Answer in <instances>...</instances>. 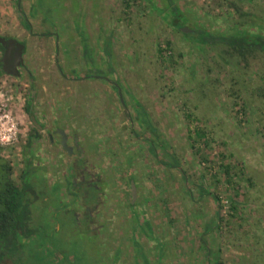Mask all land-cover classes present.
<instances>
[{"label":"rangeland","instance_id":"1","mask_svg":"<svg viewBox=\"0 0 264 264\" xmlns=\"http://www.w3.org/2000/svg\"><path fill=\"white\" fill-rule=\"evenodd\" d=\"M196 30L264 36V0H0V34L26 43L21 75H0L13 180L34 89L32 101L79 136L102 191L92 222L76 221L56 168L72 156L40 144L50 167L30 180L16 263L127 264L110 251L113 229L130 227L146 244L130 264H264V50L204 45Z\"/></svg>","mask_w":264,"mask_h":264},{"label":"flooded vegetation","instance_id":"2","mask_svg":"<svg viewBox=\"0 0 264 264\" xmlns=\"http://www.w3.org/2000/svg\"><path fill=\"white\" fill-rule=\"evenodd\" d=\"M3 36L15 37L11 35H3ZM15 38L18 42H21L23 44V48H22L23 59H22V63L18 66L20 73L16 75V76H20L22 73V69L25 67L24 53L26 50V43L20 38L17 37ZM15 47L16 44L12 46L11 51H14ZM5 48L6 47L2 45V49L0 50L1 51L0 60L3 56ZM8 61L11 62V58ZM1 66H2V61H1ZM93 71H96V69H93ZM91 74L93 76H101L94 72ZM28 75H31L30 71L28 72ZM87 76H90V74L84 75L83 77H87ZM113 84L116 85L115 82ZM29 85H33L32 80L29 81ZM34 97H35V93H34V89H32L31 98H29V100L26 102L25 105L28 107L27 114L31 121L32 132H30V137L25 141L22 148L23 151L24 150L27 151V154L29 155L28 160L30 161V163L27 165L25 160H23L20 175L26 169L31 171L30 174L31 179L34 178V175L36 176L39 174L42 175V173H38L37 171L46 170L50 167V165L48 164L44 156L46 153H44L43 150H41V148L39 147L40 144L44 145V143H46L49 146L55 143L58 144L67 155L72 156L69 163H63V162L56 163L57 166L56 168H58L60 171H63L62 178L59 179V182L64 181V183L67 186V189L73 192V197L70 196L67 202L73 203L74 206L76 207V209L70 207L74 219L80 222V217H83V219L87 223H91L96 207L98 206V203L101 201L100 193L102 191L99 185L101 181L96 176V173H94L92 169L88 167V162L84 157V149L82 148L79 136L76 135L75 132L69 131L64 126H61L55 118L46 115L43 112V108L38 105V102H36L35 104L32 101V98ZM61 129L64 130V132L66 133V142L70 146L71 152H68V150L61 145V133L59 131ZM42 148L45 150L44 147ZM20 180L22 182L21 176H20ZM31 183H33V180ZM45 184H46V180H45ZM46 185L49 186V184ZM33 188L34 189L31 191L32 194H34L33 192L34 190H36L35 185H33ZM90 188L96 190L93 196H91V194L88 192ZM58 194L60 195V191ZM0 264H18V263L15 262L14 255L2 254L0 256Z\"/></svg>","mask_w":264,"mask_h":264},{"label":"trees","instance_id":"3","mask_svg":"<svg viewBox=\"0 0 264 264\" xmlns=\"http://www.w3.org/2000/svg\"><path fill=\"white\" fill-rule=\"evenodd\" d=\"M177 7L174 6V9ZM177 10V9H176ZM25 26L29 27V23L24 21ZM178 25H181L179 23ZM199 34V41H201L204 45L205 44H212V43H225L231 47V49L237 51L240 54H245V52L251 50L253 47H260L264 50V36H262L258 32H246L241 31L234 34L225 35H214L205 30H200ZM188 34V33H187ZM1 35V34H0ZM109 42L105 43V46L108 47ZM2 49V45L0 43V50ZM159 50V49H158ZM4 71L2 70L1 60H0V75ZM138 104V103H137ZM140 108V112H136L138 115L142 112L146 113L143 107L138 104ZM25 110H28V107L25 106ZM139 116V115H138ZM145 122V121H144ZM148 127H150L153 131L155 128L152 126L150 121L145 122ZM197 132H201L198 130ZM203 134V132H201ZM159 139V138H158ZM161 143V140L159 141ZM192 146L193 140L191 141ZM154 145H151V150H153ZM24 160L27 165L30 163L28 160L27 151L24 150ZM166 164L170 165H178V159L176 157L172 158V162H165ZM230 168L229 164L224 165V170L228 174V181H231L230 175ZM31 171L28 169L24 170L21 173L22 182L18 185L12 178V166L9 160L3 157L0 154V256L2 254L6 255H13L14 246H17V243L21 241L20 236L26 237L25 232H29L27 226V220L30 218L26 206L29 205L30 196L29 191H32L33 185L31 183ZM35 193V190L34 192ZM218 200V210L221 206L220 198L215 196ZM232 210L236 209L235 202L231 203ZM28 230V231H27ZM23 234L19 235L20 232ZM30 234V233H28ZM218 264V262H215Z\"/></svg>","mask_w":264,"mask_h":264},{"label":"water","instance_id":"4","mask_svg":"<svg viewBox=\"0 0 264 264\" xmlns=\"http://www.w3.org/2000/svg\"><path fill=\"white\" fill-rule=\"evenodd\" d=\"M182 29L187 32L191 31V29L187 27H183ZM0 43L1 45L6 47L3 56L1 58L2 70L12 75H18L20 73L18 66L22 63V59H23L22 58L23 44L21 42H18L15 37H5L3 35H0ZM14 44H16V47L14 51H11V48ZM10 58H11V62L8 61ZM117 88H118V95L120 100L124 101L120 88L119 87ZM59 131L61 133V145L65 149H67L68 152H71V148L66 142V133L62 129ZM131 196L133 201L136 196V187L133 180H131Z\"/></svg>","mask_w":264,"mask_h":264},{"label":"crops","instance_id":"5","mask_svg":"<svg viewBox=\"0 0 264 264\" xmlns=\"http://www.w3.org/2000/svg\"><path fill=\"white\" fill-rule=\"evenodd\" d=\"M113 237H115V240L112 243L111 251H118L117 255L115 256V263L118 261H121L122 259H125L127 264H130V261L134 257L135 251L138 249H146V244L144 242L143 233H141V229H135L131 231L130 227H127V229L120 230L118 227L113 229ZM124 231V232H123ZM136 231V233L134 232ZM124 234L125 236V243H121L119 241V235ZM132 240L134 242H132ZM137 242V243H135Z\"/></svg>","mask_w":264,"mask_h":264}]
</instances>
